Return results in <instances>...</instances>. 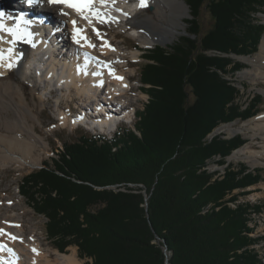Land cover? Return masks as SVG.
<instances>
[{
  "label": "trees",
  "instance_id": "1",
  "mask_svg": "<svg viewBox=\"0 0 264 264\" xmlns=\"http://www.w3.org/2000/svg\"><path fill=\"white\" fill-rule=\"evenodd\" d=\"M184 2L191 17L187 35L142 55L138 75L148 100L133 128L111 140L81 135L63 143L51 164L21 179L20 194L47 219L46 236L60 253L76 246L92 264H164L166 247L169 264H260L249 248L254 240L246 210L225 205L230 191L255 184L259 176L229 172L212 182L197 171L212 156H227L244 143L240 137L204 143L214 127L259 112L261 96L241 111L233 105L237 90L216 71L233 74L243 66L223 55L258 51L264 25L255 21L264 14V0ZM203 10L212 20L205 33ZM209 51L221 56L205 55ZM155 161L163 168L158 176ZM116 184L124 192L102 189ZM209 204L210 213L201 215Z\"/></svg>",
  "mask_w": 264,
  "mask_h": 264
},
{
  "label": "bare ground",
  "instance_id": "2",
  "mask_svg": "<svg viewBox=\"0 0 264 264\" xmlns=\"http://www.w3.org/2000/svg\"><path fill=\"white\" fill-rule=\"evenodd\" d=\"M145 5L141 7L140 0H99L93 8L79 13L66 5L50 4L47 0H38L31 6L26 0H0V10L5 17H12L13 9L27 10L29 20L35 21V25L28 22L26 25L31 28L32 37H38L36 42L30 38L31 35L19 42L15 52L20 63L11 68L0 67V168L21 169L42 163L41 150L47 151L49 144L36 132L40 114L35 110L44 108L50 97L55 100L57 127L61 129L73 131L83 126L93 135H112L118 127L116 121L130 122L139 96L133 92L130 79L134 72L129 69L126 57L138 60L140 51L129 52L122 44L121 47L115 46L112 43L115 37L105 36L103 28L128 32L130 38L138 40L141 48H148L153 43L169 44L180 37L184 29L182 21L189 15L184 0H145ZM25 19L28 20L27 17ZM0 22L5 29L14 28V22L9 19ZM76 29L91 37L92 47L82 45L74 35ZM34 30L39 31V36ZM103 38L109 39L111 46L102 44ZM11 40L12 36L7 31H0V49L8 52ZM82 57L88 61L79 65ZM239 58L251 67L255 66L253 72H241L242 76H248L253 85L263 83L264 36L253 56ZM67 59H73L71 68L65 63ZM26 87L36 98L31 106ZM260 92L264 95V90ZM104 102L114 106L107 107ZM61 103H67V106L62 107ZM70 103H74L78 111L72 112ZM247 104V99H244L240 108L245 109ZM114 111H119L117 116L112 114ZM9 113L13 117L5 116ZM102 114L108 117L104 119ZM235 125L236 122L222 124L219 130L217 127L211 133L221 130L216 132V138L227 133L230 139L234 134L246 136L251 132L249 137H261L264 141V113L240 127ZM1 130L15 132L8 135ZM221 139H226V136ZM204 141L209 142V134ZM230 155L231 159L245 161L251 167L264 165V146L263 150L257 151L246 144ZM11 207L14 205H5L0 213V244L5 246L0 250V264H84L78 259L76 249L69 253L43 249L36 225L29 227L24 219L26 213L19 208L18 212L14 209L8 216Z\"/></svg>",
  "mask_w": 264,
  "mask_h": 264
},
{
  "label": "rangeland",
  "instance_id": "3",
  "mask_svg": "<svg viewBox=\"0 0 264 264\" xmlns=\"http://www.w3.org/2000/svg\"><path fill=\"white\" fill-rule=\"evenodd\" d=\"M188 12H189V7H188ZM256 17L258 18L259 23L264 25V20H263L264 14H257ZM190 18H191L190 15H188L182 21L183 28H184L183 33L180 37L178 36L177 38H175L172 41V43H169V44L153 43L148 48H141L138 40L130 38L128 36V32H118L114 29H110L107 27L103 28L105 30V32H103L105 36H107L108 38L115 37L112 39V43L115 46L121 47L120 45L122 44L123 47L126 46L125 48L128 49L129 52L131 50H136V49L140 51L138 60L132 61L130 60L128 56L126 57L128 64H129V69L133 70L134 72L133 76H131V79H130L131 85L133 86V92L135 91L134 94H137L139 96L137 103L134 105V112L142 110L143 105L146 104L148 100V96L140 92L138 73L140 71L142 64L145 63L144 59H142V55L144 54L145 51L151 50L157 45H161L164 47L168 45L169 46L173 45L181 37H183L184 35H187V32H186L187 25L185 22L189 20ZM199 22L201 24L203 33L208 31L212 26V20L210 19V16L207 13V11H204V10L201 12ZM92 36L94 37L96 42H98V39L94 35ZM205 55L209 57L219 56L218 53H214L212 51L205 52ZM224 57H227V56H224ZM229 58L232 59L234 62L242 64L243 65L242 68L238 72H234L233 74L231 72L225 73V74L224 72H221V71H216V72L222 79L228 81L231 84V86H233L237 90L239 99L233 105L239 107L240 103H243L244 99L245 101L246 99L247 101L249 99L251 101L254 95H260L262 98V102H261V105H259V112H264V95L260 92V90H264V82L258 83V81H256L258 84L253 85L254 83L252 84V81L248 78V76H242L243 72H247V71L253 72L255 69V66L252 65L251 67L249 64L244 63L243 61H241V58L237 59V58H233L232 56H230ZM232 65L233 64H231V66H228L227 68L228 71L229 69H231ZM124 70L127 71L128 69L125 68ZM25 93L27 95V100L30 103V106L33 105L32 103L33 101H36V98L31 95L29 91V87L25 88ZM54 103H55V100L52 97H50L44 108L42 109L37 108L35 110V113L40 114L39 115L40 124H37L35 126L36 132L41 134V136L45 137L46 142H48L49 144V148L47 149V151L43 152L40 149L42 152V157H43L42 163L38 165L37 167L25 166L21 169L19 168L17 169L16 167H8L4 169L0 168V203L2 205V207L0 208V213L3 212L5 205H11V206L14 205V208L11 207L8 210L10 211L7 214L8 216L12 213L11 211L14 209L16 210V212H18L17 210L19 209L25 212L26 214L24 216V219L28 221L29 227L31 225H36V227L39 229L38 233L40 232L39 235L41 237V244H42L43 249L51 250V251L56 250V249L52 247V243L45 233V224L47 222V219L44 218L43 216L37 215L28 206L26 199L19 193L18 188L21 185V179L24 176L30 174L31 172L40 169L44 162H48L49 164H51V159L55 158L56 155L59 153V151H61L63 147V143L74 141L81 135L93 136V134H91L90 132H87L84 128H81V127L73 131H71L68 128H63V129L58 128L57 127L58 121L55 115L56 108L54 106L55 105ZM60 106L66 107L67 103L66 104L61 103ZM69 106L72 109V112L78 111L74 103H70ZM5 116L13 117V115L10 113L6 114ZM3 119L5 118L3 117ZM135 121H136V118L133 117L131 123L122 124L119 127L118 131L122 132L125 129L133 128ZM232 122H236V120L235 121L233 120ZM226 123L227 122L219 123L216 127H214L211 130V132H213L214 129L217 128L219 125L221 126L222 124H226ZM241 125H242V122H236L235 127L237 128V127H240ZM50 129H53V131L49 132ZM1 131L3 134H8V135H12L15 132V130H13L12 132H10V130H1ZM21 132L27 135L24 130L23 131L21 130ZM211 132H209L208 134H210ZM250 134L251 132H247L246 136L243 134H234V136L236 137L240 136L242 139L247 141L246 144L248 146H250L251 148L257 151L263 150L264 141L261 139V137H257L254 139V138L249 137ZM224 135L226 136L225 140H229L228 137L230 136V134L227 135L226 133L220 136L222 137ZM262 136L264 135L262 134ZM221 137L219 138L217 137V138L221 139ZM233 137H231L230 140L233 139ZM241 147H244V146L243 145L238 146L236 149L232 150L231 153L233 151L241 149ZM230 156L231 155H228V156L214 155L211 158L207 159L205 161V164H203L201 169L197 172L198 173L204 172L205 174L210 175L212 182L222 180L226 176V174L229 172L240 173L244 171V174L252 173L254 176L255 175L259 176L258 177L259 179L255 184L242 187V188H237V189L230 191L229 194H227L225 198V201H227L225 202V205L228 208L233 209V210L236 209L238 206L246 210L245 217H246V228L248 229V236L254 240V242L249 248L256 252V254L258 255V258L260 259V264H264V165H258L256 167H251V165H249L245 161H242V160L235 161L234 159H231ZM157 163L158 162L155 163L156 168L158 167L159 168L157 169L155 176H158L160 173H162V169H163L161 164L160 163L157 164ZM136 164L139 169H143V170L146 166V165H143V163L141 162L136 163ZM130 168H133L132 165ZM116 174L117 173L113 175H116ZM76 183H79V182H76ZM139 186L142 187L141 185ZM128 187H134V185L129 184ZM102 189H108L114 192H124V187L122 185H117V184L107 186ZM143 194H144V200H145L144 207H145V211H147V200L149 196L145 193V191H143ZM212 208H213V205L209 204L205 206L204 208H202L200 214L205 215L207 213H210ZM214 210L218 211L219 207L218 208L216 207ZM165 248H162V250L164 252V257H165L164 264H167L168 262L167 259L169 258L170 253L167 251V249L165 250ZM71 249H76V254H77L78 259L84 262V264H92L91 259L80 258L78 256V250L76 246H68L65 249L64 253H69Z\"/></svg>",
  "mask_w": 264,
  "mask_h": 264
},
{
  "label": "snow or ice",
  "instance_id": "4",
  "mask_svg": "<svg viewBox=\"0 0 264 264\" xmlns=\"http://www.w3.org/2000/svg\"><path fill=\"white\" fill-rule=\"evenodd\" d=\"M36 2H38V0H26V3L29 6H31L33 3H36ZM48 2L50 4H54V3L55 4H64L68 7L75 8L77 11H81L84 8H88L93 3V0H48ZM140 5H141V7L146 6L145 0H140ZM3 19H13V17H10V16L5 17V14L0 12V21H2ZM15 19L18 21L16 28L5 29L4 24L2 22H0V31H7V33L10 36H13L14 38L23 39V36L21 35L20 30H19V22L23 21V22L27 23V21H25V18L23 16H19ZM73 23L75 24V22H73ZM97 35H98V33H97ZM8 67L11 68L12 65L9 64Z\"/></svg>",
  "mask_w": 264,
  "mask_h": 264
},
{
  "label": "built area",
  "instance_id": "5",
  "mask_svg": "<svg viewBox=\"0 0 264 264\" xmlns=\"http://www.w3.org/2000/svg\"><path fill=\"white\" fill-rule=\"evenodd\" d=\"M214 53H216V52H214ZM238 97H239V96H238ZM238 97L236 98L235 103H236ZM249 102H250V99L248 100V104H249ZM248 104L245 105V108L248 106ZM242 110H244V109H242ZM226 128H227V125H226ZM234 129H235V128H234ZM218 130H219V126H218ZM218 130H215V133H210V134H209V142L212 141L213 138H216V132H221V130H220V131H218ZM209 142H204V143H209ZM233 153H234V152H232V154H233Z\"/></svg>",
  "mask_w": 264,
  "mask_h": 264
},
{
  "label": "water",
  "instance_id": "6",
  "mask_svg": "<svg viewBox=\"0 0 264 264\" xmlns=\"http://www.w3.org/2000/svg\"><path fill=\"white\" fill-rule=\"evenodd\" d=\"M150 10H152V8ZM165 250H166V248H165ZM167 261H168V259H167ZM167 264H168V262H167Z\"/></svg>",
  "mask_w": 264,
  "mask_h": 264
}]
</instances>
